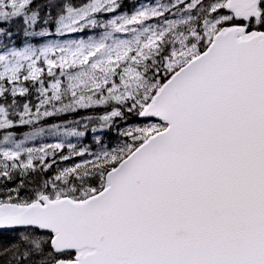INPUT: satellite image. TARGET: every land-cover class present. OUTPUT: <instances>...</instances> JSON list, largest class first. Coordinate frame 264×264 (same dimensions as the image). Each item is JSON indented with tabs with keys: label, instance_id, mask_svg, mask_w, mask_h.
<instances>
[{
	"label": "snow or ice",
	"instance_id": "1",
	"mask_svg": "<svg viewBox=\"0 0 264 264\" xmlns=\"http://www.w3.org/2000/svg\"><path fill=\"white\" fill-rule=\"evenodd\" d=\"M133 7L0 0V264H264V0Z\"/></svg>",
	"mask_w": 264,
	"mask_h": 264
},
{
	"label": "trees",
	"instance_id": "2",
	"mask_svg": "<svg viewBox=\"0 0 264 264\" xmlns=\"http://www.w3.org/2000/svg\"><path fill=\"white\" fill-rule=\"evenodd\" d=\"M123 2V8H122V12L126 13V14H132L135 11V8L133 7V5H136L137 7L141 4H155L157 2V0H122ZM161 2H168V0H161ZM82 36L84 37V39H88L90 36H95L96 38H99V32H93V31H87L85 33L82 34ZM56 38V37H53ZM66 38H70V37H63L60 38L62 40H65ZM33 103H35V94H33ZM102 114V112L99 111H95V110H78L75 113H70V114H63L60 116H53V117H48V118H44L41 121V125L44 128H50L53 125H60L61 127L64 126H68L71 127L72 123L70 122H75V121H80L81 124L84 121V118L87 116H98ZM138 122V118H134V117H130L129 118V124H134ZM123 124L121 123L120 127L123 128ZM30 128H28L27 126L17 129L18 134L22 137V134L26 131H29ZM2 135V134H0ZM76 143L77 147H84V146H88L91 147L93 151H97L98 150V146L95 145L92 134L89 132L88 135L86 137H84L82 139V141L77 140V138L74 137V139H70L68 140V143ZM104 142L106 145H108L109 148L111 147H115L117 145V143L119 142V137L117 135V133L115 131L109 133L107 136L104 137ZM67 151V149H65V152ZM83 158L80 157H76L74 160H69L67 162H64L66 164H72L74 162H81Z\"/></svg>",
	"mask_w": 264,
	"mask_h": 264
},
{
	"label": "rangeland",
	"instance_id": "3",
	"mask_svg": "<svg viewBox=\"0 0 264 264\" xmlns=\"http://www.w3.org/2000/svg\"><path fill=\"white\" fill-rule=\"evenodd\" d=\"M82 34L83 33H78V34H76L74 36H69L70 38H66V39H84V37L82 36ZM51 39H54V38H51ZM70 139L72 140V139H74V137L68 138L67 140H65L63 142L68 143V140H70ZM56 142H61V138L60 137H54V136L45 135L41 139L35 141L34 144H32L30 146H36V147H38L42 143H56Z\"/></svg>",
	"mask_w": 264,
	"mask_h": 264
}]
</instances>
